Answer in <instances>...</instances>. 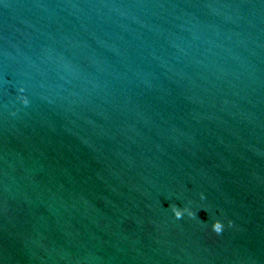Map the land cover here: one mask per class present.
I'll list each match as a JSON object with an SVG mask.
<instances>
[{
    "label": "water",
    "instance_id": "1",
    "mask_svg": "<svg viewBox=\"0 0 264 264\" xmlns=\"http://www.w3.org/2000/svg\"><path fill=\"white\" fill-rule=\"evenodd\" d=\"M0 264H264V0H0Z\"/></svg>",
    "mask_w": 264,
    "mask_h": 264
},
{
    "label": "clouds",
    "instance_id": "2",
    "mask_svg": "<svg viewBox=\"0 0 264 264\" xmlns=\"http://www.w3.org/2000/svg\"><path fill=\"white\" fill-rule=\"evenodd\" d=\"M184 212H187V210L181 211L179 208H177V210H175L173 214L175 215V217L180 218ZM187 213H188L189 216L192 215L190 212H187ZM211 229L214 232H216L217 234H219L222 231V229H223L222 222L220 220H218V219L217 220H213L212 223H211Z\"/></svg>",
    "mask_w": 264,
    "mask_h": 264
}]
</instances>
